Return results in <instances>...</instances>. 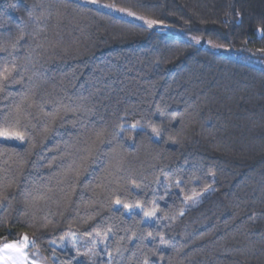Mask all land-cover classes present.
I'll use <instances>...</instances> for the list:
<instances>
[{
  "label": "trees",
  "instance_id": "trees-1",
  "mask_svg": "<svg viewBox=\"0 0 264 264\" xmlns=\"http://www.w3.org/2000/svg\"><path fill=\"white\" fill-rule=\"evenodd\" d=\"M98 1L162 26L0 0V126L24 137L0 138V244L85 264L56 247L74 233L107 239L95 264H264V70L173 31L264 60V0Z\"/></svg>",
  "mask_w": 264,
  "mask_h": 264
},
{
  "label": "rangeland",
  "instance_id": "rangeland-1",
  "mask_svg": "<svg viewBox=\"0 0 264 264\" xmlns=\"http://www.w3.org/2000/svg\"><path fill=\"white\" fill-rule=\"evenodd\" d=\"M73 1L93 7L100 11L110 13L124 20L145 27H149V25L145 23V21L149 19L141 17L135 13H133V15H128L130 11L116 7L114 5L103 3L98 0H96V3H91L90 0H73ZM97 5H110L111 7H103V6L98 7ZM160 26L162 25L156 22L151 27H160ZM173 31H175V34L179 35L180 39L186 42H190L197 46L206 48L210 51L220 53L235 61L242 62L244 64H248L256 68H259L261 70H264V60L262 59H258L252 55H248L243 52H238L223 46H219L211 41L198 38L188 33H183L178 30L177 31L173 30ZM11 141L14 144H19V145L22 144V142L17 140H11ZM206 197L207 195L204 194V195H198L188 200L185 203V208L187 210H191L198 207L205 200ZM157 219H158V214L156 212H152L150 215L146 216L145 221L148 223H154ZM16 242H21V241L3 243L0 244V248H2L5 244L16 243ZM21 244L23 246V251H24V258L22 259L21 264H48L38 249L36 248L26 249L23 243ZM56 247L60 250H68L69 252H71L75 256V260L77 263L95 264L97 260L101 257L102 253L106 251L107 239L105 238L90 242V241L81 240L76 234L70 233L66 241ZM0 264H12V260L10 257L6 256L0 258Z\"/></svg>",
  "mask_w": 264,
  "mask_h": 264
},
{
  "label": "snow or ice",
  "instance_id": "snow-or-ice-1",
  "mask_svg": "<svg viewBox=\"0 0 264 264\" xmlns=\"http://www.w3.org/2000/svg\"><path fill=\"white\" fill-rule=\"evenodd\" d=\"M91 3H96V0H90ZM98 7H111L110 5H97ZM128 15H133V13L129 12ZM145 23L151 27L156 21L146 20ZM7 71V69H5ZM7 77H5L6 79ZM0 138L4 140H17L23 142V135L19 134L14 128L10 126H0ZM127 207V205H125ZM27 237H24V243H26ZM10 257L12 260V264H21L22 259L24 258V251L21 242L9 243L5 244L2 248H0V258Z\"/></svg>",
  "mask_w": 264,
  "mask_h": 264
},
{
  "label": "water",
  "instance_id": "water-1",
  "mask_svg": "<svg viewBox=\"0 0 264 264\" xmlns=\"http://www.w3.org/2000/svg\"><path fill=\"white\" fill-rule=\"evenodd\" d=\"M24 237H27L25 235L22 236L21 238V243H23V245L25 246L26 249H31L32 248V240H30L28 237H27V241L26 243H24Z\"/></svg>",
  "mask_w": 264,
  "mask_h": 264
}]
</instances>
